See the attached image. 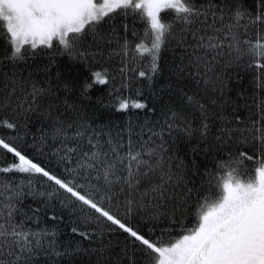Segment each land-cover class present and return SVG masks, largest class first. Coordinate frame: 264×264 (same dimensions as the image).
I'll list each match as a JSON object with an SVG mask.
<instances>
[{
	"label": "trees",
	"instance_id": "1",
	"mask_svg": "<svg viewBox=\"0 0 264 264\" xmlns=\"http://www.w3.org/2000/svg\"><path fill=\"white\" fill-rule=\"evenodd\" d=\"M204 2L197 0L198 4ZM215 2L226 11L241 5L243 10L252 14L241 22L242 39L251 38L260 26V22L250 23L260 10V0ZM122 11L110 14L114 18L106 17L98 26L99 33L106 37L103 43H94L91 33L83 38L79 50L88 54L83 59H70L67 53L56 54L57 42L54 40L53 48L40 46L25 61L15 65L7 61L0 63V98L8 92L3 88L5 74L11 77L15 73L20 82L11 97L12 104L0 108V120L7 119L16 123L17 127H0V136L14 138V146L33 158L34 162L53 174L71 179L65 169L74 167L80 151H89L88 136L83 141H66L69 146L78 147V152L71 159L61 161L64 153H57L56 150L61 147L62 138L54 133L62 125L65 128L72 126L69 137L77 131L78 125H89V132L99 133L101 142L107 141L109 136L113 140L127 141L131 129L136 147H139L137 142L147 141L151 135L155 144L163 143L164 158L180 178L179 183L169 188V192L174 193L173 199L160 209L165 215L150 220L151 207H133L129 215L124 203L129 197V190L118 195L111 207L119 218L142 231L154 228L159 235L161 229H173L171 236L178 238L186 234L179 231L181 220L188 228L196 224V209L193 207L197 200L196 190L201 185L207 186L208 173L215 171L216 164L227 159L229 153L235 155L243 151L253 154L251 136L240 130L251 128L264 108V69L254 67L247 56L234 60L225 49L214 71L208 74L213 83L205 85L201 76L197 75V69L188 66V52L179 40L177 22L174 25L176 38L162 45L158 71L152 74L149 71L150 58L137 54V45L150 43L144 38L146 18L142 19L140 10L133 12L128 9L127 16L121 15ZM173 16L171 10L161 13L163 21H169ZM125 41L128 44L126 53L121 47ZM5 42L6 37L0 35V57L5 55ZM27 49L28 46H25ZM178 67L184 68V71L178 73ZM140 71L148 75L141 77ZM94 72L106 73L108 82L103 85L93 83ZM21 83L23 86H20ZM33 83L37 88L46 90L35 101L30 95ZM86 83H91L92 87L86 89ZM117 95L143 102L146 107L118 111L115 103ZM189 96L207 105L213 114L209 117L206 134L200 130L201 112L195 104H189ZM213 100L215 104L211 103ZM173 113L176 114L175 119ZM169 125L172 127L169 128ZM222 128L234 130L230 139L220 131ZM161 132V136L152 135ZM217 136L223 139L217 141ZM104 150H108L107 144ZM12 162L13 155L0 150V167ZM245 164L252 167L248 161ZM149 181L158 182L153 177L141 180L138 190L131 194L133 199L140 200V193L149 186ZM0 183H11L20 193L12 201L16 205V222L23 221L25 227L32 231L45 230L49 233L31 257V264H130L129 257L140 264L141 258L126 233L110 231L108 223L101 221L98 224L94 218L87 223L79 219L94 217L95 214L87 209L73 212L72 208L62 206L65 193L61 190L50 196L53 186L40 174L0 173ZM188 189L193 191L187 204H178L179 198L185 196ZM213 192L217 190L213 189ZM3 195L11 193L4 192ZM150 200L151 197H148L144 203L148 204ZM53 216L57 219H52ZM73 227L78 229L77 233L72 232ZM80 232L89 233L90 238L81 236ZM104 246L108 248L100 251Z\"/></svg>",
	"mask_w": 264,
	"mask_h": 264
},
{
	"label": "snow or ice",
	"instance_id": "2",
	"mask_svg": "<svg viewBox=\"0 0 264 264\" xmlns=\"http://www.w3.org/2000/svg\"><path fill=\"white\" fill-rule=\"evenodd\" d=\"M260 3V10L250 20L253 24L260 22V26L254 30L251 38L242 39L241 22L252 14L243 10L241 5L226 11L215 0H205L199 4L197 0H102L101 3L97 0H0V35L6 37L5 55L0 57V63L7 61L15 65L25 61L40 46L53 48L54 40L57 42L56 54L67 53L70 59H83L88 55L79 50L83 38L91 33L94 43H103L106 37L98 31L100 23L106 17L114 18L110 14L117 10H123L120 14L127 16V10L132 9L133 12L140 10L142 19L146 18L144 38L150 43L137 45V54L150 58L149 71L152 74L158 71L162 45L176 38L174 25L179 22V40L188 52V66L195 67L202 82L209 85L213 83V78L208 74L214 71L225 49L234 60L239 61L247 56L254 67L264 69V0H260ZM165 10L174 13L169 21L161 18ZM25 46H28L27 50ZM121 47L126 53L127 41ZM176 71L182 73L184 68L178 67ZM139 75L144 77L148 73L140 71ZM93 76V83L103 85L108 82L106 73L94 72ZM5 77L3 88L8 92L0 98V108L12 104L11 97L20 83L15 73L11 77L5 74ZM20 86H23L22 83ZM91 87V83L85 84L86 89ZM45 92V89L37 88L33 83L30 95L35 101ZM187 99L189 104L199 108L202 116L200 130L206 134L209 117L213 114L207 105L194 97ZM115 103L118 111L146 107L143 102L131 101L119 95L115 97ZM211 103L215 104L216 101ZM175 117L173 113V119ZM4 126L7 129L17 127L16 123L7 119L0 120V127ZM71 127L62 125L54 133L62 138L61 147L56 150L57 153H64L61 161L71 159L78 152V147L66 143L69 139L83 141L87 135L89 146V151H80L76 155L73 168L65 169L71 179L46 170L18 150L14 146V138L3 136H0V150L12 154L13 162L0 167V173L15 171L45 177L53 186L50 196L61 190L65 193L62 206L72 208L73 212L87 209L95 214L94 217L79 219L87 223L94 218L98 224L101 221L108 223L110 231L126 233L141 258L140 264H264V108L259 120L252 122L251 128L240 130L251 136L253 154L243 151L235 155L229 153L227 159L216 164L215 171L208 173L207 186L201 185L196 190L197 200L193 205L196 224L188 228L181 220L179 231L186 234L178 238L171 236L173 229H161L159 235L154 228L142 231L119 218L111 207L118 195L129 190V197L124 202L129 215L133 207H151L150 220L165 215L160 209L173 199L174 193H170L169 188L179 183L180 178L164 158L163 143L155 144L150 135L147 141L137 142L139 147H136L131 129L127 141L113 140L109 136L107 141L101 142L100 134L94 131L90 133V126L86 124L78 125L77 131L69 137ZM220 131L230 139L234 130L222 128ZM152 135L161 136L162 132ZM216 139L221 141L223 137L217 136ZM105 144L108 145L107 151L104 150ZM245 161L250 162L252 167L246 165ZM149 177L158 182L149 181V186L140 193V200L136 201L131 194L138 190L141 180ZM213 189L217 192L214 193ZM192 191L188 189L187 194L179 198L178 204H187ZM4 192L11 195L4 196ZM19 194L11 183H0V264H31V257L42 246L43 238L49 235L45 230L26 228L23 221L16 222V205L12 201ZM148 197L151 200L145 204L144 200ZM52 219L57 217L53 216ZM72 232L77 233L78 229L73 227ZM79 234L90 238L87 232ZM106 248L108 246L100 251ZM129 260L130 264H137L132 257Z\"/></svg>",
	"mask_w": 264,
	"mask_h": 264
},
{
	"label": "rangeland",
	"instance_id": "3",
	"mask_svg": "<svg viewBox=\"0 0 264 264\" xmlns=\"http://www.w3.org/2000/svg\"><path fill=\"white\" fill-rule=\"evenodd\" d=\"M97 2H98V3H101V2H102V0H97Z\"/></svg>",
	"mask_w": 264,
	"mask_h": 264
}]
</instances>
